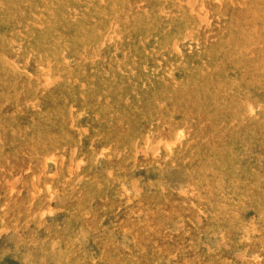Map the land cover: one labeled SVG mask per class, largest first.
Wrapping results in <instances>:
<instances>
[{
    "label": "rangeland",
    "instance_id": "374dc122",
    "mask_svg": "<svg viewBox=\"0 0 264 264\" xmlns=\"http://www.w3.org/2000/svg\"><path fill=\"white\" fill-rule=\"evenodd\" d=\"M0 264H264V0H0Z\"/></svg>",
    "mask_w": 264,
    "mask_h": 264
}]
</instances>
